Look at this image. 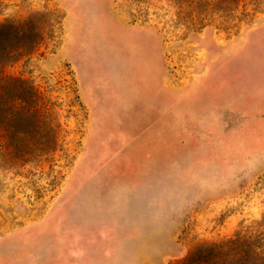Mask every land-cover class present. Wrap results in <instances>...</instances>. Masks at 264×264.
<instances>
[{"label":"rangeland","instance_id":"obj_1","mask_svg":"<svg viewBox=\"0 0 264 264\" xmlns=\"http://www.w3.org/2000/svg\"><path fill=\"white\" fill-rule=\"evenodd\" d=\"M3 50L0 264L264 243V0H0Z\"/></svg>","mask_w":264,"mask_h":264},{"label":"trees","instance_id":"obj_2","mask_svg":"<svg viewBox=\"0 0 264 264\" xmlns=\"http://www.w3.org/2000/svg\"><path fill=\"white\" fill-rule=\"evenodd\" d=\"M11 55L9 50L0 51V67L11 61ZM35 98L33 87L24 79L4 76L0 70V122L17 117L37 121ZM181 264H264V243L246 247L244 239L237 235L233 239L198 246Z\"/></svg>","mask_w":264,"mask_h":264}]
</instances>
